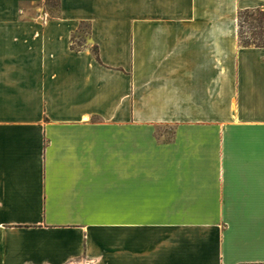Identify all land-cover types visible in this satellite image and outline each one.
<instances>
[{
	"label": "crops",
	"instance_id": "crops-1",
	"mask_svg": "<svg viewBox=\"0 0 264 264\" xmlns=\"http://www.w3.org/2000/svg\"><path fill=\"white\" fill-rule=\"evenodd\" d=\"M255 7L0 0V264H264Z\"/></svg>",
	"mask_w": 264,
	"mask_h": 264
},
{
	"label": "rangeland",
	"instance_id": "rangeland-1",
	"mask_svg": "<svg viewBox=\"0 0 264 264\" xmlns=\"http://www.w3.org/2000/svg\"><path fill=\"white\" fill-rule=\"evenodd\" d=\"M52 1L46 3L47 8L51 13L56 12V6L52 5ZM238 20V32L240 39L243 41L247 40H258L260 39L262 29V16L257 11L252 12H241L237 16ZM88 25L86 22H81L78 29L72 34V45L75 47L89 46L92 47L90 41L87 38Z\"/></svg>",
	"mask_w": 264,
	"mask_h": 264
},
{
	"label": "trees",
	"instance_id": "trees-1",
	"mask_svg": "<svg viewBox=\"0 0 264 264\" xmlns=\"http://www.w3.org/2000/svg\"><path fill=\"white\" fill-rule=\"evenodd\" d=\"M48 1L50 0H45L46 3H48ZM52 5H55L57 7V0H54L52 1ZM252 11H257L260 13V15L262 16V29H263V32H262V35L260 37V39L258 40H247V41H243L240 39V34L238 32V36H239V40L241 43L243 44H255V45H262L264 44V10L259 8V7H255V8H245V9H240L238 10V13H237V16L241 13V12H252ZM72 47H75L72 45ZM75 48H79V47H75ZM92 50L94 52V54L97 56V52H96V45L93 44L92 45Z\"/></svg>",
	"mask_w": 264,
	"mask_h": 264
}]
</instances>
